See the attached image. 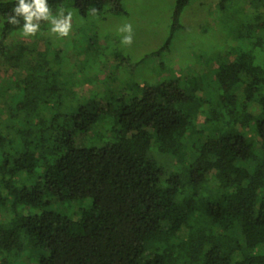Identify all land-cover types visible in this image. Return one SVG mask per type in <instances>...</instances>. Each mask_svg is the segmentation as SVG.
<instances>
[{"label":"trees","instance_id":"1","mask_svg":"<svg viewBox=\"0 0 264 264\" xmlns=\"http://www.w3.org/2000/svg\"><path fill=\"white\" fill-rule=\"evenodd\" d=\"M122 1L49 4L85 19ZM14 5L0 2V264H264V0L217 1L229 47L212 72L134 83L116 65L87 98L63 50L6 44ZM94 30L80 70L108 49Z\"/></svg>","mask_w":264,"mask_h":264},{"label":"rangeland","instance_id":"2","mask_svg":"<svg viewBox=\"0 0 264 264\" xmlns=\"http://www.w3.org/2000/svg\"><path fill=\"white\" fill-rule=\"evenodd\" d=\"M6 1L12 0H0V2ZM217 1L191 0L180 19L184 31L175 34L168 49L161 52L158 58L147 56L158 52L169 36L174 0H123L125 15L120 16H112L104 10L98 15H88L83 19L72 12V30L67 37L51 34V26L46 22L45 29L40 28V32L33 37H23L21 28H18L8 36L6 44L9 45L15 41L24 42L34 45L39 52L63 50L64 53L61 52V54L71 65L72 73L76 74L75 81L89 77L92 81L83 86L82 92L86 98L91 94H103L108 89L105 83L107 79L117 76L116 65H121L119 75L131 78L134 83L145 81L151 84L155 80L168 79L171 78V72L173 78L182 81L183 78L192 76L195 72L204 74L212 72L215 69L214 62L217 56L224 54L229 47L228 43L222 42L219 38L225 26L218 21L220 19H216ZM125 23H130L133 27L134 38L131 46L121 44L122 34L118 29ZM202 29L207 30V33L201 34ZM90 30L96 31L101 42L106 43L108 40V49L104 53L100 52L97 56L98 60L88 62L84 70H80L83 56L76 54L79 46L74 47L80 44L82 48L85 45L84 41L90 35ZM106 36L108 38L105 40ZM50 42L52 49H48ZM112 54H118L120 60H123L115 59ZM158 59L164 62V67H158ZM198 59L201 60L200 65L196 64ZM0 76L2 77L3 73ZM122 83L115 81L113 85H110L115 95H118V89ZM8 98L9 95L5 99L12 100ZM4 111L5 106L0 102V120L3 119ZM202 121L203 119L200 118V122ZM100 128L98 126L95 129L98 131ZM55 208L68 216L75 209L73 204L56 205ZM19 264H27L25 258Z\"/></svg>","mask_w":264,"mask_h":264},{"label":"clouds","instance_id":"3","mask_svg":"<svg viewBox=\"0 0 264 264\" xmlns=\"http://www.w3.org/2000/svg\"><path fill=\"white\" fill-rule=\"evenodd\" d=\"M95 14L97 10L91 9ZM72 11L59 8L53 12L49 0H15V5L4 17L5 23L20 26L21 35L25 38L33 37L40 32L42 22L50 24V33L59 37L69 36L72 30ZM118 31L122 34L121 44L131 46L134 38L133 27L130 23L123 24Z\"/></svg>","mask_w":264,"mask_h":264}]
</instances>
